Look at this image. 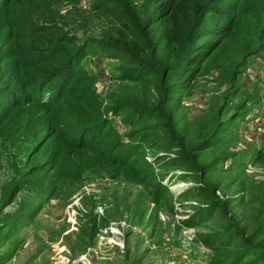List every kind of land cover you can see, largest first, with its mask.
I'll return each mask as SVG.
<instances>
[{"label":"rangeland","instance_id":"obj_1","mask_svg":"<svg viewBox=\"0 0 264 264\" xmlns=\"http://www.w3.org/2000/svg\"><path fill=\"white\" fill-rule=\"evenodd\" d=\"M102 1L10 0L0 8V85L9 93H28L25 87L40 81L53 90L44 97L64 100L34 105L32 111L0 104V264H220L231 251H245L238 233L264 245V227L257 231L264 225V209L251 204L248 194L250 186L264 183V50H257L264 43L263 30L259 35L264 0H161L160 15L148 29L150 40L159 45L155 61L133 46L137 40L130 35L116 41L108 31L116 22L103 12L108 8H97ZM133 5L145 3L134 0ZM192 34L201 38L182 72L188 79L162 93L159 81L177 77L175 63L181 61L185 37ZM107 37L112 48L99 46ZM80 45L77 60L64 68L76 81L65 100L67 89H56L54 78L61 74V82L63 70L53 74L54 64H63ZM132 54L139 57L135 65ZM159 61L163 75L155 71ZM5 97L0 95V103ZM222 103L224 123L230 113L241 119L233 157L221 166L232 171L205 173L211 186L219 187L215 197L225 204L200 213L205 201L183 196L198 186L194 177L167 165L178 150L165 140L170 137L165 125L171 118V133H180L184 121L191 123L209 105ZM60 104L98 113L104 132L136 151L131 168L146 182L135 184L131 175L95 169L92 158L71 188L67 180L49 181L53 173L31 178L29 166L47 164L64 140L46 137L50 120L64 110ZM143 108L151 110L137 113L145 119L142 140L128 122L133 111ZM162 114L165 119L158 118ZM115 143L110 140L107 147ZM198 157V166L213 158L210 151ZM63 171H69V164ZM254 257L250 254L243 263Z\"/></svg>","mask_w":264,"mask_h":264},{"label":"trees","instance_id":"obj_2","mask_svg":"<svg viewBox=\"0 0 264 264\" xmlns=\"http://www.w3.org/2000/svg\"><path fill=\"white\" fill-rule=\"evenodd\" d=\"M9 1L10 0H0V8L7 6ZM133 2L134 0H104L101 2V4H99L100 6L97 8H108L103 12L108 13V15H110L111 18L116 22L115 27L108 29V31H113L116 41H119L120 37L126 41L127 37L130 35L132 38L137 40V43H134L133 46L138 47L142 50V52L148 51V58L155 61L159 45H154L153 41L150 40L148 29L153 24L156 17L160 15V8H158V5L160 4L161 0H144L145 5L141 6H135L133 5ZM112 6H115L116 9H109V7ZM145 24H147L148 28L144 26ZM261 31L263 36V27L259 30V35ZM200 35L204 36L202 35V33H200ZM198 38L201 37H198V35L194 36L193 34L187 35L185 37L182 48L180 49L181 61L175 63V69L179 71V74L177 75V77H175V79L169 81L168 83H164V79L166 78V76L159 81L160 84L158 87L159 89H161L162 93L170 90L172 91V89L174 90L176 86L179 87L181 82L188 79L184 78V73L182 72L187 69L189 58L192 56V47L197 43L196 41L198 40ZM104 39L105 41H100L101 44H99V46L112 48L111 44L113 42L111 43L109 37ZM88 42L90 41H87V43ZM78 47L79 46L74 47V50L68 54L65 60H62V62H66L65 64H54V68L57 67V71H53V74L58 72L59 68L63 70L62 73L64 74V76L62 77L61 82L59 79L61 74L56 73L54 75V78H57L58 80L56 89H67V93L64 97L65 100L70 98V90H72L73 87L69 88V86L74 81V79H70V70H65L64 68H69V64L77 60V56L82 50L81 45L79 48ZM257 50H264V43L260 44V47ZM243 52V49H241L240 55H242ZM131 57V62H135V65L138 62L139 57L134 54H132ZM165 57L166 62H168L169 57L167 53L165 54ZM126 58L128 59V57ZM47 60L51 59H46V61ZM139 62L142 65H145L144 63H146V61L143 60H140ZM157 64L158 65L155 68V71L159 72V75H163V64L160 61L157 62ZM238 64L239 63L234 65L237 66ZM146 65L151 66L150 64ZM165 66V68H167V65ZM50 70L52 71V69ZM153 72L154 71H152V74L156 75ZM138 74L141 75V71H138ZM2 80L3 78L0 79V83L2 82ZM50 81L52 80H48L47 82ZM142 82L150 83L149 81H141L140 83ZM75 83L76 81H74V84ZM25 88L29 89L28 93H9L7 90H4L3 85H0V95H6L7 93V97H5L0 104L2 106H5V108L9 110L27 106L32 111L34 105L51 106L53 105V103L57 104V102L64 101L62 97L58 99H55L49 95L48 97H44V95L47 94L48 91L53 92V90H51V88L46 84L43 87V83H41L40 81L34 82L33 84L26 86ZM36 92H39L40 94H36ZM44 99L45 102L42 103ZM60 106L62 107V109H64L61 113H59L61 117L57 115L58 117H56L54 121L53 119L50 120V133L49 135H46V137L47 140L64 137V140L60 139L58 142L57 139L56 143L58 142V149L53 152L51 160L47 162V164L39 167L34 166L33 168L29 166L31 170L28 173L31 178H40L42 176L50 177L53 173L49 181H53V183H56L57 181L67 180L71 188L72 183L85 171L83 163L86 164V159L92 158L91 161L95 163V169L103 168V170L122 175L124 178H128V175H131L130 181L135 184H144L146 182V179H139L137 176L138 171L131 168L134 163L130 162V159L137 156L136 151H132L131 153L129 151V146L124 148V146L119 143V139L114 138V136L110 132H104L106 127H103L102 125L105 122L101 120L102 118L98 113L87 114L84 112H79L78 110L76 111V109L70 108L69 106L61 104ZM150 110L151 109L143 108L137 111H133L132 113L134 114L131 115L132 119H130L128 122L130 128L137 132L135 133V135H138L142 140L145 139V137L142 135L145 119L137 113H148L150 112ZM224 115H227V110L224 103H222L221 106L209 105L208 109L203 111L202 115L197 119H194L193 122L185 123L184 121V124H180V133H171V128L175 127L174 124L172 126L169 125L171 122V118L167 119L168 125H165V131L168 130V133L170 135V137H166L165 140L169 143V147L178 150L175 157L168 160L167 165L187 171L189 175H192L194 177V183L198 186L192 188L191 191H187L183 196L185 198L203 199V201H205V206L199 210L200 213L210 212L212 210H215L216 208L223 207L225 204L222 199H217V197H215V192L219 189V187L211 186L208 179L205 177V173L212 171L214 168L215 170H219L220 172L232 171L231 167L224 169L221 166L223 163L233 157V154L230 152V150L234 148L233 146L235 144L232 145L233 142L238 139L237 132L241 119L238 115L230 113L229 117L227 118L228 120L224 123L221 120ZM158 118L165 119L166 114H162V116ZM176 125H179V123H177ZM74 134H76L77 137H75ZM110 140H115L116 143L112 147L108 148L107 144H109ZM207 151L211 152L213 158H211V160L209 161L204 159V164L198 166L197 159L199 158V154ZM67 164H69V171H63L65 169V165ZM50 166L51 169H49ZM91 168L92 166L88 167V169ZM181 178H186L185 173L181 175ZM234 180L239 182L240 185H244V182L240 180L239 176L234 177ZM261 184L262 186L259 187L254 185L250 186L248 188V194L251 204L258 205L264 209V183ZM19 185L20 183H16L14 186L15 188H17ZM56 190L57 189L54 188V191ZM140 211L141 209H138L137 207L136 212L138 213ZM263 214L264 212H260V215ZM259 220H261V218ZM105 224L106 223H104V225ZM262 227H264V225H261V227L257 228V231L259 230L260 232L263 229ZM260 236L264 237V231H262ZM236 238H238L243 250L245 251H231L227 256V259L220 264L264 263L263 244H254L253 237L244 238L241 233H238L236 235ZM253 253L255 254V257L252 260H256L253 262L252 260H249L247 263H243V260Z\"/></svg>","mask_w":264,"mask_h":264}]
</instances>
